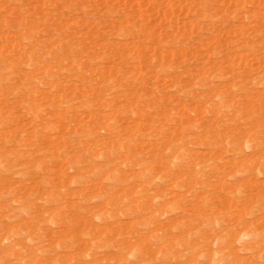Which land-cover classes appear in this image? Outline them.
Returning a JSON list of instances; mask_svg holds the SVG:
<instances>
[{
	"label": "rangeland",
	"instance_id": "1",
	"mask_svg": "<svg viewBox=\"0 0 264 264\" xmlns=\"http://www.w3.org/2000/svg\"><path fill=\"white\" fill-rule=\"evenodd\" d=\"M0 264H264V0H0Z\"/></svg>",
	"mask_w": 264,
	"mask_h": 264
}]
</instances>
